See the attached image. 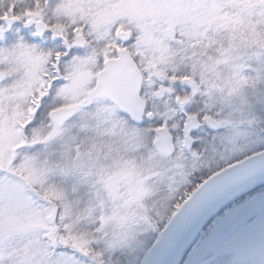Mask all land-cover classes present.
I'll return each mask as SVG.
<instances>
[{"label":"snow or ice","instance_id":"6c2138e0","mask_svg":"<svg viewBox=\"0 0 264 264\" xmlns=\"http://www.w3.org/2000/svg\"><path fill=\"white\" fill-rule=\"evenodd\" d=\"M244 198L264 212V0H0V264H160Z\"/></svg>","mask_w":264,"mask_h":264},{"label":"rangeland","instance_id":"374dc122","mask_svg":"<svg viewBox=\"0 0 264 264\" xmlns=\"http://www.w3.org/2000/svg\"><path fill=\"white\" fill-rule=\"evenodd\" d=\"M246 200L234 205L227 214L223 215L224 210H221L219 216H213L209 221H213L212 224L207 230H203L205 225L202 227L178 264H193L198 250L208 244L212 248L203 256L201 264H249L250 257L245 250L258 243L264 230V212L249 216L231 215L242 208Z\"/></svg>","mask_w":264,"mask_h":264},{"label":"water","instance_id":"95a60500","mask_svg":"<svg viewBox=\"0 0 264 264\" xmlns=\"http://www.w3.org/2000/svg\"><path fill=\"white\" fill-rule=\"evenodd\" d=\"M233 201L229 200L225 204L218 207L215 211L203 216L198 217L195 220H193L189 226H188V235L185 238L179 239L175 241L176 247H173L169 243H164V246L160 250V252L157 253V259L160 261V264H167V261L171 260L172 264H178L186 250L189 248L191 242L195 239L196 235L200 232L202 227L220 210H222L224 207L231 204ZM160 238H157V240ZM156 243V241H155ZM154 243V244H155Z\"/></svg>","mask_w":264,"mask_h":264},{"label":"trees","instance_id":"16d2710c","mask_svg":"<svg viewBox=\"0 0 264 264\" xmlns=\"http://www.w3.org/2000/svg\"><path fill=\"white\" fill-rule=\"evenodd\" d=\"M245 199H247V198L239 199V200L233 202L232 204H230L228 207H226V208L224 209L223 215L226 214V212L228 213L229 210H230L234 205L238 204L239 202H241L242 200H245ZM220 214H221V213H218L216 216H219ZM212 222H213V221L208 222V223L204 226L203 230H207V229L209 228V226L212 224ZM159 235H160L159 233H155V234H153V237H152V239H151V243H152V244H154V242L156 241V239H157V237H158Z\"/></svg>","mask_w":264,"mask_h":264}]
</instances>
